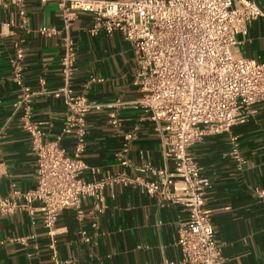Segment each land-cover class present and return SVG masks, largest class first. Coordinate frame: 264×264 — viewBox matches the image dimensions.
<instances>
[{
    "label": "crops",
    "instance_id": "0c3cea01",
    "mask_svg": "<svg viewBox=\"0 0 264 264\" xmlns=\"http://www.w3.org/2000/svg\"><path fill=\"white\" fill-rule=\"evenodd\" d=\"M264 8V0H257ZM93 18L79 13L66 27L58 0H26L24 14L16 5L0 6V196L12 189H34L36 157L29 133L22 127V111L16 110L18 88L12 79L9 61L15 44L25 50L24 83L32 90L45 79L50 93L33 101V116L42 122L45 141H58L68 154L73 152L75 135L62 132L67 107L62 97L51 92L63 85L61 57L64 41L71 38L77 51L72 79L75 94L90 102L110 103L117 99L134 101L140 92L134 84L135 53L122 33L91 32ZM40 27H54L58 33L41 35ZM238 54L264 61V17L238 35ZM92 77L102 79L90 82ZM255 113L228 132L208 135L191 147V152L211 179L206 207L210 211L216 241L222 246L226 264H264V201L256 195L264 188V102L254 105ZM122 125L113 127L106 110L87 117L86 148L83 160L88 168L84 179H99L126 170L144 178L152 175L142 166L173 169L164 155V144L142 109L119 111ZM134 133L129 142L127 134ZM245 164L230 154L232 138ZM129 143V165H120L116 154ZM105 210L98 214L97 227L91 213L92 200L84 199V218L64 210L57 222L58 257L68 264H165L180 261L177 245L179 227L188 220L181 205L151 196L140 186L114 185L104 190ZM39 204L10 215L0 214V264H51L49 239L42 224ZM81 231L91 242L81 239ZM27 237L26 242L18 239Z\"/></svg>",
    "mask_w": 264,
    "mask_h": 264
},
{
    "label": "built area",
    "instance_id": "2783aa9c",
    "mask_svg": "<svg viewBox=\"0 0 264 264\" xmlns=\"http://www.w3.org/2000/svg\"><path fill=\"white\" fill-rule=\"evenodd\" d=\"M26 0H0V6L16 5L24 14ZM62 18L68 27L79 13L93 18L91 32H120L135 53L134 84L140 97L134 101L117 99L110 103L90 102L84 94H75L72 79L76 71L77 51L71 38L64 41L61 57L63 85L51 92L62 97L67 107L62 132H73L75 145L68 154L58 141H45L42 122L33 116V101L39 94L50 93L45 79L32 90L24 83L25 50L15 44L9 61L19 98L16 110L22 111L21 124L29 133L36 157L37 185L22 191L14 188L0 196V214L10 215L30 209L38 203L42 224L49 239L51 264H68L58 257L57 222L64 210H74L79 221L84 218L82 202L92 200L91 213L97 227L98 214L105 210L104 190L114 185L140 186L151 196L183 206L188 220L179 227L177 245L180 261L165 264H226L222 246L216 241L210 211L206 207L211 179L191 152V147L208 135L228 132L255 113L254 105L264 102V61L238 54V35L264 12L255 0H58ZM39 33L52 36L54 27H40ZM92 77L90 82L101 81ZM142 109L164 144V155L173 169L142 166L152 175L144 178L126 170L99 179H84L88 168L83 160L86 148L87 117L106 110L109 123L119 128V111ZM135 134L129 133V142ZM116 154L120 165H129V143ZM231 155L242 169L245 160L232 138ZM264 201V188L256 189ZM81 239L91 237L81 231ZM28 238L18 240L26 242Z\"/></svg>",
    "mask_w": 264,
    "mask_h": 264
},
{
    "label": "water",
    "instance_id": "95a60500",
    "mask_svg": "<svg viewBox=\"0 0 264 264\" xmlns=\"http://www.w3.org/2000/svg\"><path fill=\"white\" fill-rule=\"evenodd\" d=\"M255 2L257 3V0H255ZM257 5H258V3H257ZM258 6L264 12V8L262 6H260V5H258Z\"/></svg>",
    "mask_w": 264,
    "mask_h": 264
}]
</instances>
